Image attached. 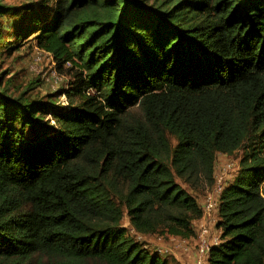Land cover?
I'll return each instance as SVG.
<instances>
[{"label": "trees", "instance_id": "trees-1", "mask_svg": "<svg viewBox=\"0 0 264 264\" xmlns=\"http://www.w3.org/2000/svg\"><path fill=\"white\" fill-rule=\"evenodd\" d=\"M49 2L0 0V47L70 75L61 106L0 70V264H176L141 237H197L182 184L236 151L207 264H264V0Z\"/></svg>", "mask_w": 264, "mask_h": 264}, {"label": "rangeland", "instance_id": "rangeland-1", "mask_svg": "<svg viewBox=\"0 0 264 264\" xmlns=\"http://www.w3.org/2000/svg\"><path fill=\"white\" fill-rule=\"evenodd\" d=\"M7 2L21 5L23 2H31L38 0H6ZM50 2L53 0H49ZM49 2V3H50ZM3 20V19H2ZM13 22L10 21L8 26ZM9 42H16V38L11 37ZM13 43V44H15ZM15 44V45H16ZM20 44V43H19ZM67 66H69L67 64ZM0 70H9V75L12 78L14 88L25 90L28 86L31 88L27 90V94L32 97H50L52 102L56 105L66 106L68 104L66 96L61 93L62 89L68 86L70 75L68 73H58L55 69V62L52 56L37 48L31 41H22L21 45L10 53L6 51V47H0ZM46 97V98H47ZM171 143L174 145L175 140L169 136ZM241 151H236L233 154L218 153L215 163L216 178L220 181V187H224L226 183L232 180L239 167ZM180 181V180H179ZM182 183V182H181ZM189 192L196 195L199 200H204L207 192H213L215 187H201L198 190H192L186 184H182ZM218 193L215 192V198ZM123 224L128 229H131L129 218L127 216L123 219ZM153 238H161L165 242V248H161L167 252L170 250L179 251L178 248L181 243L184 244L186 251L195 247V240L188 238L182 239L174 236L166 235H152ZM183 249V248H182ZM185 250V249H183Z\"/></svg>", "mask_w": 264, "mask_h": 264}, {"label": "built area", "instance_id": "built-area-1", "mask_svg": "<svg viewBox=\"0 0 264 264\" xmlns=\"http://www.w3.org/2000/svg\"><path fill=\"white\" fill-rule=\"evenodd\" d=\"M70 65V63H67ZM215 189L213 192H207L204 198L202 219L213 220L216 219V205L217 199L215 198V192L218 194L221 192L222 187H220V181H216ZM209 228L207 226L201 227L197 234V244L195 249L194 264H207V252L210 245L216 244L219 241V235L215 234L212 238L209 237ZM161 253V249H157ZM162 254V253H161Z\"/></svg>", "mask_w": 264, "mask_h": 264}, {"label": "crops", "instance_id": "crops-1", "mask_svg": "<svg viewBox=\"0 0 264 264\" xmlns=\"http://www.w3.org/2000/svg\"><path fill=\"white\" fill-rule=\"evenodd\" d=\"M199 203H203L204 200H199ZM203 226H207L209 228V237H213L215 234L219 235V231L215 228V222L213 220H204L202 218H199L197 220L194 221V228L198 234L199 230L201 229V227ZM143 240L146 241L147 245L151 248V249H161L160 247H166L165 244L163 242H165L164 240H162L161 238H153L151 235H145L141 237ZM193 240H195V247L191 248L189 251H186V248L184 246L183 243H181L179 245L180 248L179 251H174V250H170V251H166L163 250L164 253H162V257L169 260V261H173L176 264H194V258H195V249H196V244H197V237L195 238H191ZM185 250H183V249Z\"/></svg>", "mask_w": 264, "mask_h": 264}]
</instances>
